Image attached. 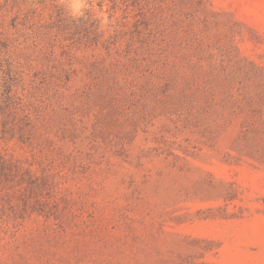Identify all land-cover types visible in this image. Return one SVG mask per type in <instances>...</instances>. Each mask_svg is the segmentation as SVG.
I'll use <instances>...</instances> for the list:
<instances>
[{"label": "rangeland", "instance_id": "obj_1", "mask_svg": "<svg viewBox=\"0 0 264 264\" xmlns=\"http://www.w3.org/2000/svg\"><path fill=\"white\" fill-rule=\"evenodd\" d=\"M0 0V264H264V0Z\"/></svg>", "mask_w": 264, "mask_h": 264}, {"label": "clouds", "instance_id": "obj_2", "mask_svg": "<svg viewBox=\"0 0 264 264\" xmlns=\"http://www.w3.org/2000/svg\"><path fill=\"white\" fill-rule=\"evenodd\" d=\"M84 7H86L84 0H72L71 2L72 15L74 17L82 16L83 15L82 9Z\"/></svg>", "mask_w": 264, "mask_h": 264}]
</instances>
